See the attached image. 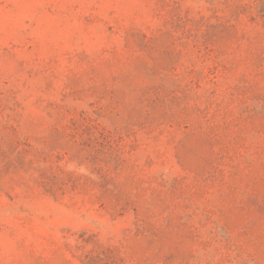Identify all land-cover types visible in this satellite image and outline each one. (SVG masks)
Instances as JSON below:
<instances>
[{
  "label": "rangeland",
  "instance_id": "374dc122",
  "mask_svg": "<svg viewBox=\"0 0 264 264\" xmlns=\"http://www.w3.org/2000/svg\"><path fill=\"white\" fill-rule=\"evenodd\" d=\"M216 5L210 0H0V88L16 92L21 103L12 120L20 126L21 148L27 149L25 161L33 160L39 171L51 173L59 148L76 151L58 137L67 119L54 107L61 104L63 95H73L64 107L75 118L87 112L102 127L123 137L119 143L127 154L122 156L114 182L121 191L159 185L151 178L152 169L166 164L167 184L159 189L161 200L170 206L167 225L159 232L163 253L180 242L182 233L173 214L181 211L179 203L186 193L171 183L175 178L190 181L201 169L205 149L200 139L185 136L184 126L174 123L179 116L177 105L151 110L148 125L154 132L148 139L136 133L135 122L142 117L140 108L148 87L183 91L179 84L187 67L183 54H165L175 16L182 17L185 8H191V22L182 26L191 30L205 17L201 31L210 32L208 26L235 18L227 10L214 18L212 7ZM250 14L247 8V17ZM259 23L238 18L235 25L241 39L237 45L221 39L220 46L229 58L240 62L216 87L219 107L206 113L214 123L237 116L239 101L228 92L233 85L246 87L255 79L264 91V77L253 67L258 58L264 66ZM6 113H0V125ZM185 122L200 128L204 118L195 114ZM94 148L95 144L89 149L95 154ZM0 150L3 161L7 160V139L1 140ZM105 155L103 151L98 158L103 160ZM146 157L152 158L153 168H146ZM35 165L27 166L28 173L15 172L0 179V264H81V252H75L72 245L80 241V235L89 234L106 245L122 243L127 259H132L129 264L142 263L155 249L150 238L135 234L133 213L112 218L107 209L98 208L96 187L91 183L56 201L42 196L34 182ZM63 169L84 174L87 166L68 164ZM211 201L228 212L233 244L264 264V224L250 212H229L228 203L215 196ZM195 206L201 210L200 202ZM244 223L250 226L248 234L234 235ZM187 247L183 244L182 250ZM217 259L213 264H221Z\"/></svg>",
  "mask_w": 264,
  "mask_h": 264
},
{
  "label": "trees",
  "instance_id": "16d2710c",
  "mask_svg": "<svg viewBox=\"0 0 264 264\" xmlns=\"http://www.w3.org/2000/svg\"><path fill=\"white\" fill-rule=\"evenodd\" d=\"M205 1L208 3L209 0ZM210 1L211 5L217 4L212 7L214 18L227 10L234 15L233 22L210 25V32L202 33L205 17L198 19L191 30L182 26L191 22V8H185L182 17L175 16L174 28L170 29L165 54L169 57H173L175 51L183 54L187 63L179 83L183 85V91L163 92L159 88L148 87L144 91L145 96L140 108L142 117L135 122L136 133L148 139L154 132L148 125L151 110L161 109L164 104L168 107L177 105L179 116L174 118V123L184 126L185 136L197 137L204 145L205 154L201 169L190 181H186V178H175L171 183L172 186H181L186 194L179 203L181 211L173 214L175 224L182 229L180 242L170 251L161 252L159 238V232L167 225V212L170 209V206L161 200L159 192V189L167 184L164 177L166 164L162 163L152 169L151 178H156L159 185L142 187L136 192L121 191L114 182L124 161L122 156L127 154V149L119 143L123 137L102 127L97 118L93 119L87 112L82 111L78 118H75L72 112L64 107L68 99L74 97L71 94L63 95L61 104L54 106L60 108L67 119L60 135H56L76 151L72 152L68 147L59 148L54 153L55 170L46 173L39 171L38 164L35 165L33 160L25 161L27 149L21 148L20 126L12 120L20 110L21 103L16 92L0 88V113L7 111L2 118L4 122L0 125V142L4 139L9 141L7 160L3 161L4 153L0 150V179L12 176L15 172L28 173L27 166L35 165L34 182L41 195L53 201L61 199L65 193L71 194L77 188L91 183L96 187V204L99 209H107L112 218L133 213L136 218L135 234L152 240L155 249L141 261L142 263L136 264H213L215 257H218L217 260L221 264H260L254 256L242 253L240 246L233 244L231 224L226 217L228 212H224L218 205H212L211 198L215 196L218 201L228 203L229 212H250L264 224L263 88L257 87L255 79L246 87L236 84L230 88L229 95L237 98L240 105L234 119L225 118L214 123L206 117V113L211 108L219 107L216 87L240 62L229 58L228 53L220 46L221 39L227 38L237 45L241 36L236 31L235 21L243 17L246 20L248 18L251 23L260 22L263 30L260 37L264 41V0ZM247 8L252 13L249 17ZM219 20L222 19L219 17ZM141 37L145 42V35L142 34ZM253 61L255 71L264 77L261 58ZM173 71L175 72L174 67ZM3 85L6 86L7 82ZM195 114L204 118V125L200 128H194L185 122V119L190 120ZM255 117L257 121L254 120ZM54 132L58 130L54 129ZM94 144L95 154L89 149ZM103 151H106V155L100 160L98 156ZM146 158V168H153L152 158ZM68 164L87 166V170L84 174L66 173L63 166ZM197 202H200L201 210L195 206ZM249 229L250 226L244 223L234 230V235L245 237ZM79 238L80 241L72 247L75 252H81V264H129L132 260L127 259L122 243L117 246L106 245L94 234L86 237L80 235ZM183 244L188 245L185 251L182 250Z\"/></svg>",
  "mask_w": 264,
  "mask_h": 264
}]
</instances>
